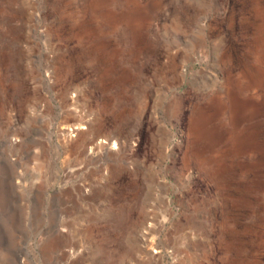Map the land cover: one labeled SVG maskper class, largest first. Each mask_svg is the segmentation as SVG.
<instances>
[{
    "label": "rangeland",
    "instance_id": "374dc122",
    "mask_svg": "<svg viewBox=\"0 0 264 264\" xmlns=\"http://www.w3.org/2000/svg\"><path fill=\"white\" fill-rule=\"evenodd\" d=\"M0 264H264V0H0Z\"/></svg>",
    "mask_w": 264,
    "mask_h": 264
},
{
    "label": "bare ground",
    "instance_id": "6f19581e",
    "mask_svg": "<svg viewBox=\"0 0 264 264\" xmlns=\"http://www.w3.org/2000/svg\"><path fill=\"white\" fill-rule=\"evenodd\" d=\"M74 130V129H73ZM69 131V130H68ZM72 132H74V131H72ZM113 144V143H112ZM103 151V150H102ZM58 249V246L56 245V244H52V245H48V246H46L45 247V252H50L51 250H57ZM48 254V253H47ZM62 256L64 257L65 256V254L63 253L62 254ZM62 257V258H63ZM148 258V257H147ZM152 258H154V257H152ZM150 260V259H149Z\"/></svg>",
    "mask_w": 264,
    "mask_h": 264
}]
</instances>
